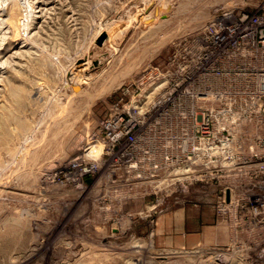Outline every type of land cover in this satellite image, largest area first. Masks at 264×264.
<instances>
[{
	"label": "rangeland",
	"instance_id": "rangeland-1",
	"mask_svg": "<svg viewBox=\"0 0 264 264\" xmlns=\"http://www.w3.org/2000/svg\"><path fill=\"white\" fill-rule=\"evenodd\" d=\"M246 1L0 0V264H264L262 168L130 184L103 128Z\"/></svg>",
	"mask_w": 264,
	"mask_h": 264
},
{
	"label": "built area",
	"instance_id": "built-area-1",
	"mask_svg": "<svg viewBox=\"0 0 264 264\" xmlns=\"http://www.w3.org/2000/svg\"><path fill=\"white\" fill-rule=\"evenodd\" d=\"M245 5L254 13L211 22L199 64L194 57L167 93L140 111L135 102L128 121L103 122L116 162L137 173L130 184L155 183L162 169L176 185L196 173L264 171V0Z\"/></svg>",
	"mask_w": 264,
	"mask_h": 264
},
{
	"label": "crops",
	"instance_id": "crops-1",
	"mask_svg": "<svg viewBox=\"0 0 264 264\" xmlns=\"http://www.w3.org/2000/svg\"><path fill=\"white\" fill-rule=\"evenodd\" d=\"M204 236V235H203ZM206 237V239L207 238H209L210 239V237L209 236H207V235H205L204 236V238ZM202 240V238L201 237H199V238H197V236L195 237V236H193V237H191L189 240H188V242H197V241H201ZM208 240V239H207ZM211 240V239H210Z\"/></svg>",
	"mask_w": 264,
	"mask_h": 264
},
{
	"label": "water",
	"instance_id": "water-1",
	"mask_svg": "<svg viewBox=\"0 0 264 264\" xmlns=\"http://www.w3.org/2000/svg\"><path fill=\"white\" fill-rule=\"evenodd\" d=\"M105 38V34L104 35H102V37L99 39V44L103 41V39Z\"/></svg>",
	"mask_w": 264,
	"mask_h": 264
},
{
	"label": "bare ground",
	"instance_id": "bare-ground-1",
	"mask_svg": "<svg viewBox=\"0 0 264 264\" xmlns=\"http://www.w3.org/2000/svg\"><path fill=\"white\" fill-rule=\"evenodd\" d=\"M67 171V169H65V172Z\"/></svg>",
	"mask_w": 264,
	"mask_h": 264
}]
</instances>
